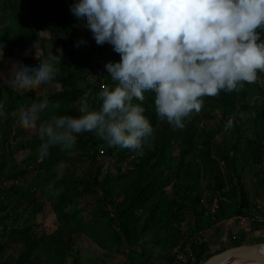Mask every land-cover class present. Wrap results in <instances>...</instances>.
Listing matches in <instances>:
<instances>
[{
    "label": "trees",
    "instance_id": "obj_1",
    "mask_svg": "<svg viewBox=\"0 0 264 264\" xmlns=\"http://www.w3.org/2000/svg\"><path fill=\"white\" fill-rule=\"evenodd\" d=\"M22 1L24 6L19 0H0V11H16L20 18L15 29L0 21V35L3 34V38L14 48L13 60L26 65L31 56L47 58L50 50L56 54L57 48L63 49V58L58 75L53 80L55 90L36 96L30 90L25 92L0 83V103L4 105L3 121L0 116V142L4 140L7 129L27 124L20 118L19 109L27 105L29 97L31 102L47 97L58 104L59 107L54 110L56 115H78L75 101L84 96H91L94 100L103 86L115 85L104 65L120 60L110 44L97 45L86 27L87 21L78 19L70 11L76 0ZM17 50L29 53H17ZM96 53H106L107 58L102 60L95 83L89 88L86 70L92 69V56ZM0 74H3L1 70ZM144 95L145 115L154 132L151 147L146 148L143 155L119 146H109L95 133H82L71 151L56 146L50 149L46 160L41 161L38 155L30 158L44 177L54 184L55 193L46 191V188L40 189V194L50 201L58 222L53 232L39 233L32 226H20L16 217L1 225L8 208L16 209L18 213L25 202L35 203L36 192L13 185L10 189L17 192V197L11 199L12 193L0 189V247L13 244L18 248L13 259H0V264H65L67 259L75 264V245L79 237L86 236L102 248L109 245L105 240L114 243L124 239L133 245L137 240V229L141 234L157 231L156 244L162 257L170 264L176 253L164 251L167 243L188 244L195 261L185 264H199L228 247L252 242L256 233L249 231L244 241H235L230 246L211 251L201 237L207 228L233 218L249 219L253 226L264 225V203L250 201L244 177L237 169L236 154L216 141L207 147L200 145V123L196 120L200 118V113L190 118L183 130H176L157 116L154 94L145 92ZM91 106L98 109L100 103L97 100ZM249 111L255 112L260 119L258 127L264 131V73L259 74L256 83L245 84L239 93L206 97L201 112L211 119L219 117L224 123L232 117L234 125L230 131L239 135L243 114ZM48 115L42 114L41 120ZM262 134V137L256 136L253 143L263 147L264 156V132ZM33 141L40 144L36 128ZM76 148L91 152L87 177L101 191L103 202L99 208H107L110 217L100 215L89 221L82 213L79 190L74 186L76 179H71L69 169L65 167L77 157ZM213 154L220 161L209 164L207 169L201 157L210 158ZM221 164L228 171V179L222 174ZM16 167L18 164L6 173L0 171V180L20 174ZM8 202L11 204L6 207ZM185 215L190 219L186 221Z\"/></svg>",
    "mask_w": 264,
    "mask_h": 264
},
{
    "label": "clouds",
    "instance_id": "obj_2",
    "mask_svg": "<svg viewBox=\"0 0 264 264\" xmlns=\"http://www.w3.org/2000/svg\"><path fill=\"white\" fill-rule=\"evenodd\" d=\"M70 11L87 21L97 45L110 44L120 60L104 65L115 85L96 94L98 109L87 96L74 102L75 116L54 114L59 105L47 97L19 109L20 118L36 128L41 161L53 147L73 150L82 133L143 155L154 132L145 92L154 94L157 116L183 130L206 97L239 93L264 73V0H76ZM62 58L57 48L33 66L14 61L0 83L25 92L44 86L57 77ZM233 125L229 117L225 131ZM46 191L55 193L54 184Z\"/></svg>",
    "mask_w": 264,
    "mask_h": 264
},
{
    "label": "rangeland",
    "instance_id": "obj_3",
    "mask_svg": "<svg viewBox=\"0 0 264 264\" xmlns=\"http://www.w3.org/2000/svg\"><path fill=\"white\" fill-rule=\"evenodd\" d=\"M19 1L21 6H24L23 1ZM19 20L20 18L16 11H0V21L3 24L10 25L13 29L18 25ZM2 35H0V47L3 50V62H0V70L4 76H7L11 63L14 62V48ZM86 45H88V42H86ZM16 52L22 54L29 53L28 51L20 52L18 50ZM106 58V53L104 55L96 53L92 56L94 65L91 70H86L87 81L90 83L89 88L95 83V75L98 73V68L101 66L102 60ZM40 59L45 58H34L31 56L26 65L33 66L36 60ZM55 89L56 83L52 81L44 86L32 87L28 90H30L31 94L37 96ZM87 97L90 106L93 102H97L95 96L94 100H92L91 96ZM27 101V104L31 103L30 97L27 98ZM3 116L1 121L4 120ZM218 118L211 119L210 116L200 112V118L196 119L200 123L198 131L200 145L207 147L209 143L212 144L216 141L218 145L224 147L227 151L235 153L237 156V169L244 177L250 201L253 203H264L263 147L253 143L256 136H263L262 133L264 131L257 124L260 119L253 111L244 113L243 123L238 135L232 131H225L224 125L226 123ZM14 127L12 130L7 129L4 140L0 142V171L6 173L18 164V167L15 169L18 172L21 171V173L13 177L6 176L4 179H1L0 189L6 193H12L11 199L17 197L15 196L17 192L10 189L13 185L21 189H33L36 192L35 203L38 206L36 207L35 203L27 201L20 207L18 213L16 209L8 208L6 217L1 220V225L7 224L12 220V217H16L20 220V226L29 225L39 233L42 231L51 233L57 227L58 222L50 201L40 194V189L46 188L51 182L44 177L43 172L37 169L30 160L32 156L38 155L39 144L33 141L35 127H31L28 124ZM76 151L77 157L73 158V161L65 167H68L71 179H76L74 180V186L79 190L82 213L89 221L95 220L100 215L110 217L111 215L106 210L107 208H99L103 202L101 191L87 177L91 152L87 150L83 151L81 148H76ZM219 161L220 159L214 154L210 158L201 157V162H203L207 169L209 168V164L219 163ZM65 167L63 171L66 172ZM221 171L225 178L228 179V171H226V168L222 164ZM9 204L11 203L8 202L5 206L9 207ZM189 219L190 217L185 215V220ZM249 231L256 233L251 243H264V225L253 226L251 221L246 218H233L218 222L213 227L204 230L201 237L207 242L211 251H217L232 245L235 241H244ZM157 235V231H147L141 234L137 229L135 233L137 240L133 245L124 239H120L119 242L114 243L105 240L109 244L105 248H102L86 236L79 237L75 245L77 249L75 264H170L171 262L165 260L159 251V246L156 244ZM160 240L162 241L161 237ZM182 247L184 246H181V244L167 243L165 244L164 251L175 254ZM15 248L13 244L0 247V259H13L17 255L16 251L18 248ZM65 264H71V260L67 259Z\"/></svg>",
    "mask_w": 264,
    "mask_h": 264
},
{
    "label": "water",
    "instance_id": "obj_4",
    "mask_svg": "<svg viewBox=\"0 0 264 264\" xmlns=\"http://www.w3.org/2000/svg\"><path fill=\"white\" fill-rule=\"evenodd\" d=\"M261 244L249 243L231 246L211 255L199 264H224L230 261L264 264V252L261 250Z\"/></svg>",
    "mask_w": 264,
    "mask_h": 264
},
{
    "label": "built area",
    "instance_id": "obj_5",
    "mask_svg": "<svg viewBox=\"0 0 264 264\" xmlns=\"http://www.w3.org/2000/svg\"><path fill=\"white\" fill-rule=\"evenodd\" d=\"M180 249L181 250L176 252L175 259L172 264H185L195 261L193 252L188 244Z\"/></svg>",
    "mask_w": 264,
    "mask_h": 264
},
{
    "label": "bare ground",
    "instance_id": "obj_6",
    "mask_svg": "<svg viewBox=\"0 0 264 264\" xmlns=\"http://www.w3.org/2000/svg\"><path fill=\"white\" fill-rule=\"evenodd\" d=\"M261 250L264 252V243L261 244ZM237 263H243V264H253L251 262H240V261H230V262H225L224 264H237Z\"/></svg>",
    "mask_w": 264,
    "mask_h": 264
}]
</instances>
